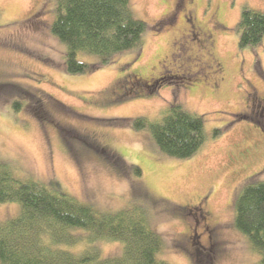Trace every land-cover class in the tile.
Here are the masks:
<instances>
[{
  "label": "rangeland",
  "instance_id": "374dc122",
  "mask_svg": "<svg viewBox=\"0 0 264 264\" xmlns=\"http://www.w3.org/2000/svg\"><path fill=\"white\" fill-rule=\"evenodd\" d=\"M55 4L0 0V160L101 211L140 205L167 264H257L233 218L239 190L264 180V35L240 47L236 24L243 8L264 11V0H130L147 25L139 52L103 66L79 52L96 66L77 74L65 70L67 47L50 30ZM187 20L212 33L210 72L183 53ZM172 103L203 119L205 139L186 159L125 121H158ZM18 213L17 203H0V222ZM94 246L106 257L123 245Z\"/></svg>",
  "mask_w": 264,
  "mask_h": 264
},
{
  "label": "trees",
  "instance_id": "16d2710c",
  "mask_svg": "<svg viewBox=\"0 0 264 264\" xmlns=\"http://www.w3.org/2000/svg\"><path fill=\"white\" fill-rule=\"evenodd\" d=\"M54 13L50 30L66 45L64 66L72 74L96 66L77 59L79 52L97 56L99 66L120 53L139 52L147 28L130 0H56ZM236 29L240 47L257 45L264 35V11L243 8ZM18 103L13 102L15 109ZM125 121L137 130L148 128L158 149L176 159L191 157L205 139L202 117L178 103L169 104L158 121L143 116ZM134 173L139 175V168ZM7 202L17 203L19 213L0 222V264H167L158 258L160 235L135 202L101 211L44 183L20 178L0 160V203ZM233 224L259 253L257 264H264V180L239 190ZM84 241L86 248L74 250ZM99 241L122 243L121 253L102 256L94 246Z\"/></svg>",
  "mask_w": 264,
  "mask_h": 264
},
{
  "label": "flooded vegetation",
  "instance_id": "af4514ba",
  "mask_svg": "<svg viewBox=\"0 0 264 264\" xmlns=\"http://www.w3.org/2000/svg\"><path fill=\"white\" fill-rule=\"evenodd\" d=\"M188 22H189L188 25H190L191 28L187 30L185 34L182 35L180 40H178V41H181L183 39L187 40L186 50L183 53L187 54L188 52L189 54H187V56L189 57V59L190 58L194 59L195 61L194 63L203 65V68H205V70L210 72L212 63L216 62V60L212 57L211 53H209V50H210L209 47H207V41L212 40V33L210 31L208 32V31L203 30L200 26L194 25L190 21ZM190 45H193V46L190 48ZM208 46H210V42L208 43ZM194 50L196 51L194 52V54H192V51ZM200 50L205 51V54L210 58L208 59L210 61L201 58L202 54L199 52ZM215 65H217V62ZM208 264H210V262Z\"/></svg>",
  "mask_w": 264,
  "mask_h": 264
}]
</instances>
